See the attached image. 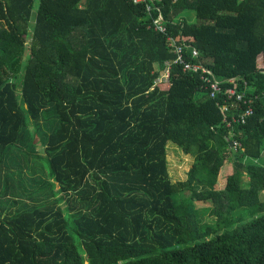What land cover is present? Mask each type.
<instances>
[{
	"label": "trees",
	"instance_id": "obj_1",
	"mask_svg": "<svg viewBox=\"0 0 264 264\" xmlns=\"http://www.w3.org/2000/svg\"><path fill=\"white\" fill-rule=\"evenodd\" d=\"M148 6L216 78L241 79L246 123L174 65ZM39 145L48 185L3 190L14 150ZM263 192L264 0H0V264H264Z\"/></svg>",
	"mask_w": 264,
	"mask_h": 264
},
{
	"label": "built area",
	"instance_id": "obj_2",
	"mask_svg": "<svg viewBox=\"0 0 264 264\" xmlns=\"http://www.w3.org/2000/svg\"><path fill=\"white\" fill-rule=\"evenodd\" d=\"M134 4L147 2V0H131ZM151 6H148V14L151 18L152 29L159 34L166 37L168 48L172 51L176 60L175 66H181L184 72L200 75V79L204 84V88L210 91L212 97L221 96L224 98L223 111L228 115H232V120L227 118V123L231 127L234 123H246L247 119L254 114V102L256 97L248 96L246 90L240 89V78H233L226 80L218 79L214 74L204 68L199 60L198 51L186 44H180L174 37L170 36L166 26V22L162 16V12L158 7L155 9L158 11V17L152 18ZM171 66L168 63V68L162 77L158 78L156 85L168 84L170 79ZM232 86H225L226 83ZM235 113H238L236 115ZM240 143L233 142V147L237 150L240 147Z\"/></svg>",
	"mask_w": 264,
	"mask_h": 264
},
{
	"label": "rangeland",
	"instance_id": "obj_3",
	"mask_svg": "<svg viewBox=\"0 0 264 264\" xmlns=\"http://www.w3.org/2000/svg\"><path fill=\"white\" fill-rule=\"evenodd\" d=\"M37 4H39V2H37ZM185 16L190 23H194L195 15L193 11H188ZM27 49L30 50V42L27 45ZM36 151L38 153V156H35V154H32L31 152L28 153V151H21L20 149L14 150L13 155L15 157L14 159L16 161V167L14 165H9L10 163H8L10 170H13V173L10 170L7 172L6 169L5 172H3L1 178L3 190H5L7 186L9 190L15 187L17 189V192L26 191L24 192V194H27L40 189L41 185H48V182L51 181L49 179L50 169L48 159H46L44 156L45 153L42 145H39ZM30 159L32 160L31 163ZM191 163L192 159L184 156L182 150H179L174 146L172 147L171 154L169 156V164L171 174L175 181H185L187 179V174L191 168ZM233 164L234 161L229 159L228 163L224 166L221 174V179H219V188L222 189L226 187L227 177L230 173H232ZM35 174L36 176H34ZM32 177H34L35 182H33ZM11 178H13V180H11ZM245 180L248 179L245 178ZM262 198H264V192L262 194ZM207 206H211V204L202 202L196 203V207L200 211L205 209V207ZM241 213H243V210H241ZM215 219L216 218L211 214H207L205 215L203 222L205 224H213Z\"/></svg>",
	"mask_w": 264,
	"mask_h": 264
},
{
	"label": "water",
	"instance_id": "obj_4",
	"mask_svg": "<svg viewBox=\"0 0 264 264\" xmlns=\"http://www.w3.org/2000/svg\"><path fill=\"white\" fill-rule=\"evenodd\" d=\"M232 146H233V143H232ZM234 152H236V149L234 148Z\"/></svg>",
	"mask_w": 264,
	"mask_h": 264
}]
</instances>
